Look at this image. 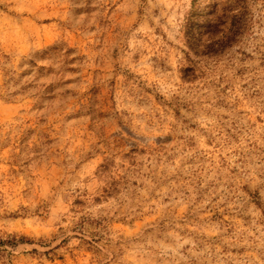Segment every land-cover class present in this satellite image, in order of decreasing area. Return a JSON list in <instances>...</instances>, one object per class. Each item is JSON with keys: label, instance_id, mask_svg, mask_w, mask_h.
<instances>
[{"label": "rangeland", "instance_id": "obj_1", "mask_svg": "<svg viewBox=\"0 0 264 264\" xmlns=\"http://www.w3.org/2000/svg\"><path fill=\"white\" fill-rule=\"evenodd\" d=\"M0 264H264V0H0Z\"/></svg>", "mask_w": 264, "mask_h": 264}, {"label": "trees", "instance_id": "obj_2", "mask_svg": "<svg viewBox=\"0 0 264 264\" xmlns=\"http://www.w3.org/2000/svg\"><path fill=\"white\" fill-rule=\"evenodd\" d=\"M217 22H220V19H218ZM210 24H211V23L209 22V25H210Z\"/></svg>", "mask_w": 264, "mask_h": 264}]
</instances>
